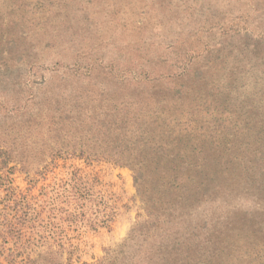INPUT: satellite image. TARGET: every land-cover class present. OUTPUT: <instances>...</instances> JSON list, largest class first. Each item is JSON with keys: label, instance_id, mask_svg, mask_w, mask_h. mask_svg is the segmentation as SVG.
Listing matches in <instances>:
<instances>
[{"label": "rangeland", "instance_id": "rangeland-1", "mask_svg": "<svg viewBox=\"0 0 264 264\" xmlns=\"http://www.w3.org/2000/svg\"><path fill=\"white\" fill-rule=\"evenodd\" d=\"M0 264H264V0H0Z\"/></svg>", "mask_w": 264, "mask_h": 264}]
</instances>
